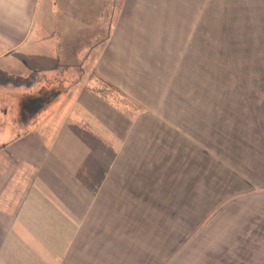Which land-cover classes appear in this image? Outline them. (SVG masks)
I'll return each instance as SVG.
<instances>
[{"label": "crops", "instance_id": "0c3cea01", "mask_svg": "<svg viewBox=\"0 0 264 264\" xmlns=\"http://www.w3.org/2000/svg\"><path fill=\"white\" fill-rule=\"evenodd\" d=\"M245 1L264 90V0ZM96 2L0 0V70L29 79L0 83V264H264V98L233 129L177 97L186 55ZM108 28L85 77L77 43Z\"/></svg>", "mask_w": 264, "mask_h": 264}, {"label": "rangeland", "instance_id": "374dc122", "mask_svg": "<svg viewBox=\"0 0 264 264\" xmlns=\"http://www.w3.org/2000/svg\"><path fill=\"white\" fill-rule=\"evenodd\" d=\"M89 1L85 0V4H89ZM125 1L108 0L109 4L104 8L102 6L107 20L116 18L119 24L123 17L121 33L148 36L147 39H152L149 45L153 48L173 50L175 46L180 51L179 56L186 55V58L178 59L181 91L177 97H195L198 108L216 109L219 113L227 114L233 129L236 128L234 124L237 119H240L238 116H242L245 123L252 121V116L256 111L258 113L260 107L258 98H264V90L255 83L262 81L260 76L263 75H258V68L263 58L259 42L253 39L255 26L252 9L247 8L246 1L128 0L130 6L124 13L121 8ZM94 2L97 4L96 0ZM44 5L38 13L42 20L48 16ZM84 13L89 20L95 11L90 12L88 9ZM51 23L57 22L51 20ZM75 29L72 34L84 40L98 27H79L83 31L79 34L73 33ZM110 32L109 28L101 29V39L77 43L82 46L86 56L85 77L91 74L108 46ZM65 34L70 36L71 33L65 31ZM117 61V66L123 65L119 64V61L124 62L123 59ZM189 83L194 89L186 90Z\"/></svg>", "mask_w": 264, "mask_h": 264}, {"label": "trees", "instance_id": "16d2710c", "mask_svg": "<svg viewBox=\"0 0 264 264\" xmlns=\"http://www.w3.org/2000/svg\"><path fill=\"white\" fill-rule=\"evenodd\" d=\"M18 80L23 83L29 82V79H18L0 70V83L17 82Z\"/></svg>", "mask_w": 264, "mask_h": 264}]
</instances>
